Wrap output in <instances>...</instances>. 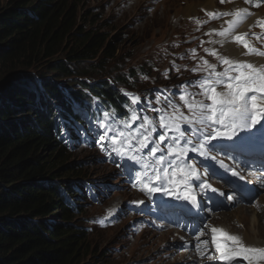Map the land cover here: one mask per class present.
Wrapping results in <instances>:
<instances>
[{
  "label": "trees",
  "instance_id": "trees-1",
  "mask_svg": "<svg viewBox=\"0 0 264 264\" xmlns=\"http://www.w3.org/2000/svg\"><path fill=\"white\" fill-rule=\"evenodd\" d=\"M79 4L0 0V264L83 258L84 228L69 223L97 189L66 154L78 138L87 140L81 132L104 111L115 112L116 121L130 114L116 84L77 80L101 72L116 52L105 33L77 23ZM122 77H116L120 84ZM49 217L63 222L49 225Z\"/></svg>",
  "mask_w": 264,
  "mask_h": 264
},
{
  "label": "rangeland",
  "instance_id": "rangeland-1",
  "mask_svg": "<svg viewBox=\"0 0 264 264\" xmlns=\"http://www.w3.org/2000/svg\"><path fill=\"white\" fill-rule=\"evenodd\" d=\"M208 1H214L217 7L212 10L207 8L204 3ZM240 1L244 7L253 8L249 10L251 13H258L254 6L256 0H253L252 4H245V0ZM260 7H263L260 9L264 11V4H261ZM235 9L237 10L236 0L223 4L220 3V0H80L77 23L85 30L105 33L108 36V41H112L116 52L113 57L106 60L101 72L75 78L83 82L107 80L112 86L113 83L116 84V90L130 103V108L140 109L138 112L140 116L147 115L153 120L157 119L158 113L147 110L149 108H163L172 114V109L167 108L169 98L180 108L181 112L189 115L187 108L183 106L184 102L179 100V96L182 91L193 94L200 93V88H182L181 86L208 76L211 70L203 65V60L216 65L217 72L224 71L226 67L222 65L217 56L206 54L205 49L211 50L218 46L217 51L226 58L248 62L233 59L224 49V44L222 45V41L228 42V38L236 34L246 22H241L228 38L218 34L228 28L226 21H233L231 14L236 12ZM242 9L244 8L242 7ZM208 13L216 14V18L210 17ZM223 13H230V15H221ZM263 36L253 32L246 36V40L250 44L252 39L264 38ZM258 51L264 52L262 48ZM219 57L223 56L219 55ZM198 68L203 70L193 72V69ZM32 74L39 75V73ZM117 76H123L124 82L120 84L116 80ZM55 77H50L51 82L60 83L61 77ZM35 85L36 82H31V87ZM61 85L59 84V86ZM67 85H70L69 82ZM76 85L79 86V84ZM125 93L138 96L139 103L131 105L129 97ZM157 95H159V103H156ZM196 99L210 103L203 95H196ZM122 120L117 121V126ZM263 121L264 119L261 120L262 124H264ZM139 123L140 121L132 123V129H135ZM258 126L260 125H256L251 131L256 133L260 128ZM94 127L95 125L93 129ZM184 127L186 125L181 124V128ZM159 131L161 129L158 128L157 132ZM242 133L239 135L242 136ZM155 135L156 133H153V136ZM257 135L255 142L259 140V133ZM93 136L91 132L90 137L93 140L89 142L78 138L73 143L72 151L68 150L65 158L69 163L73 162L78 168H82L86 172V177L90 179V183L97 189L96 198L82 203L79 212L73 214L76 219L69 223L84 228L87 251L83 258L77 259L75 264H195L200 262V259L190 252L191 240L185 244L186 248L181 247L184 245L183 239L186 238V228L190 225L189 222H180L177 219L176 213L181 211V207L149 212L154 206H150V202L138 195V192L127 182L121 168L117 167L99 146H96V138ZM224 139L218 137L212 143L229 145V140ZM233 139H237V137ZM150 147L151 144H149ZM144 151L147 152V149ZM255 152L256 149H253L248 156H240L241 166L239 169L236 168L237 161L227 155L225 151L216 153V159H211L208 163L215 166V175L209 176V178L216 180L222 173H232L225 171L226 168H232L238 173L243 172V177L246 179L251 171L250 164L254 162H247L246 167L243 162L249 158L257 160ZM158 155L160 153H157ZM195 155V153H189L190 157ZM197 159L204 160L203 157L198 156ZM221 162L225 167L221 168ZM200 170L204 169L197 165V173L201 179L206 180ZM250 179L257 185V180L254 177ZM192 183L195 185L198 181L193 178ZM207 183L213 188L218 189L219 187L213 181H207ZM109 186L122 188L123 191H113L109 196L107 192ZM193 190L195 194H201V198L197 197V199L203 207H206L209 199L208 193L195 188ZM222 193L225 196L231 195L233 199L236 195L242 200V203L236 200L226 201V207L217 209L213 221L228 229L229 233L239 236V233L231 231L230 226L243 228L239 225L236 226V223L233 225L234 222H230L228 225L227 221L229 220H226L224 215H231V218H234L233 212L239 208L254 207V204L264 195V191H254L251 197L256 194L257 196L252 200H250V196L244 200L245 193L243 195L233 191V188L229 186H224ZM157 196L153 198V202ZM171 197L174 199L173 196ZM224 199V196L220 197V200ZM135 201H143V203L136 204ZM112 209H116V211L109 216L108 213ZM262 211H264V205H261L259 210L255 209L260 218L263 215ZM50 219L55 221L52 223ZM259 221L262 220L259 219ZM46 222L53 225L63 221L60 218L49 217ZM236 228L234 229L236 230ZM260 230L262 234L264 228L260 227ZM261 240L264 242V235ZM183 255H188L186 262L182 261Z\"/></svg>",
  "mask_w": 264,
  "mask_h": 264
},
{
  "label": "snow or ice",
  "instance_id": "snow-or-ice-1",
  "mask_svg": "<svg viewBox=\"0 0 264 264\" xmlns=\"http://www.w3.org/2000/svg\"><path fill=\"white\" fill-rule=\"evenodd\" d=\"M231 2V0H220V3ZM253 0H245V4H252ZM264 0H256L254 6L260 7ZM252 13L247 9L235 12V21H226L228 28L220 31L221 37L228 38L229 35L246 20ZM210 17L216 18V14L208 13ZM227 16L230 13H223ZM264 29V23L259 25ZM235 35L236 42L247 49L246 55L257 54L264 56V52L251 47L246 40V36ZM259 38V37H257ZM212 56H217L224 71L217 72L216 65L209 64L203 60V65L211 71L208 76L199 81H190L182 88L198 87L200 93L193 94L182 91L179 100L184 102L189 115H185L171 98L167 100V108L172 109L169 114L163 108H149L147 110L158 113V118L138 115L140 109L130 108V114L117 126L114 119L115 112L111 114L103 112V119L96 121V127L92 134L96 137L95 144L101 151L125 174L127 182L132 187L146 195H153L157 192L165 196H173L176 199L190 201L193 207H199L195 189L203 192L209 185L206 180L201 179L197 173V165L204 169V174L215 175V166L204 164L203 160L216 159V153L225 151L237 161L236 168L241 166L240 156L248 152L255 144L257 133L259 141L264 145V65H254L250 62L235 61L230 58L219 57L215 51L205 49ZM203 70L193 69V72ZM234 73V74H233ZM147 78L146 76L144 77ZM220 89V90H218ZM129 97L131 105L139 103V97L125 93ZM196 95H203L207 101L197 100ZM159 95L156 96V103H159ZM73 110L81 111L80 105H73ZM111 120V123H107ZM140 121L135 129L132 123ZM181 124L186 127L181 128ZM260 125L256 133L251 129ZM161 131L157 132V129ZM131 129V131H128ZM244 132V136L239 133ZM153 133H156L153 136ZM84 133L81 132V136ZM225 138L232 141L229 145L212 143L217 138ZM237 137V139H233ZM87 142V141H85ZM149 144L151 147L149 148ZM164 145V147H161ZM147 149V152L144 151ZM195 156H189V153ZM157 153L160 155L157 156ZM235 153V155H232ZM247 166V161L243 162ZM221 167H225L221 162ZM232 175H237L238 171L226 168ZM198 183L193 185L192 179ZM113 191H123L122 188H112L109 186L107 192L109 196ZM212 191H216L212 189ZM220 195H224L221 193ZM231 195L217 202V208L226 207V201H232ZM141 204L143 201H135ZM234 206V205H233ZM230 210V209H229ZM116 209L109 211L108 215L114 214ZM101 223L103 221H100ZM203 227L198 230L199 235H203ZM211 242L218 260L223 264H264V247L250 246L246 244L242 237L231 234L223 228H211ZM208 241H201L195 245V250L204 256L202 245L206 248ZM186 248L187 245H181ZM212 259L211 255L207 256Z\"/></svg>",
  "mask_w": 264,
  "mask_h": 264
},
{
  "label": "bare ground",
  "instance_id": "bare-ground-1",
  "mask_svg": "<svg viewBox=\"0 0 264 264\" xmlns=\"http://www.w3.org/2000/svg\"><path fill=\"white\" fill-rule=\"evenodd\" d=\"M204 4H205V6L207 8H209L211 10L213 8H216L217 7L216 6V3L214 1H208V2H206ZM236 5H237V10L235 9L236 11L241 10L242 7L244 9H247L248 11L251 10V9H253L251 7H244L243 5H241V1L240 0H236ZM260 8H263V7H258V8L256 7V11L258 13L253 12L246 20L242 21V22H246V23L244 24V26L236 34H234L233 36H230L228 38V42H223L222 41V45L224 44V49L226 50V52L228 53V55H230L233 59H236V60H246V61H248L250 63H253L254 65H264V57L263 56H260V55H257V54H255V55H251V54L250 55H246L245 53L247 52V49H245L241 44H239L238 42H236L235 39H234L235 35H240V34H244V33H247L249 35V34H253V32H257V34H259V36L260 35H264V29H262L259 26L260 23H264V11L261 10ZM231 15L233 16V21H235L237 19V17L235 16V12H233ZM249 45L251 47L257 49V50H259L260 48H262L264 50V38L252 39V41H251V43ZM217 49H218V46H215L210 51L218 52L219 55L225 57L221 52L217 51ZM206 54H208V53L206 52ZM203 55L206 56L204 53H203ZM203 55H202V57H203ZM81 122H83V121L81 120ZM263 123H264V121H263ZM95 127H96V125H95ZM258 127H260V126H258ZM91 132H93V127L92 128H89V130H87V132L85 134V138L88 141L93 140L92 137H90ZM244 135H245V133L243 132L242 133V136H244ZM256 146H261V143L260 144H257ZM255 153L256 154L258 153L257 150H256ZM260 169H262V173H264V167L260 166ZM86 179L87 180H83V181L84 182H87V181L90 180L88 178H86ZM250 181H251V179H250ZM233 183H234L235 186H238L239 188H245V187L248 188L250 186L247 183L246 179L244 177H242V173H239L238 177L233 181ZM86 185H92L93 186L92 183H86ZM252 186H253L252 193L250 195H248V194L245 195L244 196V200L247 197H249V196L251 197V195L253 194V192L256 191V186L257 185H255L252 182ZM214 194H215V197L214 198L218 202L220 200V197L222 195H220L221 194L220 192L217 193L216 191L214 192ZM255 196H257V194ZM255 196L251 197L250 200H252ZM165 198H167L168 201H170V199H171V205L169 207V210H173L175 208L181 207L180 208L181 210H188L189 211V210H196V208H197V207H193L192 204L190 203V201L183 200V199L177 200L175 197L173 199L171 196H165L162 193H161V195L157 196V198H156V200H155L154 203L158 204L159 202L162 201L161 199H165ZM263 200H264V195L259 198V200L254 204V207L253 206H250L248 208H239L237 211L233 212V214L235 216L234 218H231V215H227V216L224 215V217L226 218V220H229V221H227L228 222L227 223L228 225H230V222H234L233 225L236 223V226L239 225V227H242L243 228V229H240V228H236L234 226V228H236V230H235L234 228H232L230 226L231 231L232 232L239 233V236L241 235V237L243 238L244 242L246 244L250 245V246L264 247V242H262V240H261V237H263L264 232L261 234L262 231L260 230V227H263L264 228V211H262L263 212V215L261 216V218L255 212V209L256 210H259L261 208V205H264V204H262L264 202ZM249 213L251 214V218L250 219H249V215H250ZM168 214H169V211H168L167 215ZM194 215H195V213H194ZM224 217L222 216V218H224ZM259 219H261L262 221H259ZM233 230H235V231H233ZM162 237H165V235H162ZM174 238H178V237H174ZM154 242H156V241H154ZM188 255H183L182 256V261L183 262H186V259H187V256Z\"/></svg>",
  "mask_w": 264,
  "mask_h": 264
},
{
  "label": "clouds",
  "instance_id": "clouds-1",
  "mask_svg": "<svg viewBox=\"0 0 264 264\" xmlns=\"http://www.w3.org/2000/svg\"><path fill=\"white\" fill-rule=\"evenodd\" d=\"M72 151V150H71Z\"/></svg>",
  "mask_w": 264,
  "mask_h": 264
}]
</instances>
